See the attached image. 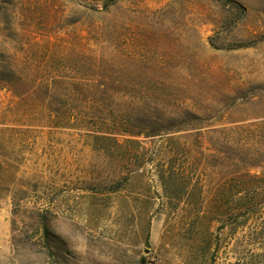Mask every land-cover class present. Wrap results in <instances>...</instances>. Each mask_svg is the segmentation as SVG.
<instances>
[{
	"label": "rangeland",
	"instance_id": "rangeland-1",
	"mask_svg": "<svg viewBox=\"0 0 264 264\" xmlns=\"http://www.w3.org/2000/svg\"><path fill=\"white\" fill-rule=\"evenodd\" d=\"M243 173L264 0H0V264H264V185L223 187Z\"/></svg>",
	"mask_w": 264,
	"mask_h": 264
},
{
	"label": "trees",
	"instance_id": "trees-1",
	"mask_svg": "<svg viewBox=\"0 0 264 264\" xmlns=\"http://www.w3.org/2000/svg\"><path fill=\"white\" fill-rule=\"evenodd\" d=\"M148 137L147 133L137 132L133 130H118V132H114L112 134L113 137H109L114 145L116 146L117 150L128 151L126 150V145L131 144H140L137 138L143 136ZM118 137H123L122 142H119ZM168 142L172 145V152H168L166 154L165 162L168 163V166L165 168H161L158 171L157 177L161 185L162 189V197L168 199H174L172 196H169L176 188L178 189V185H183L182 183L186 180V172L177 170L173 167L171 162L175 161L174 154L175 149L185 150V144L181 142L179 138L169 137L167 139ZM172 153V154H171ZM190 156L187 154L184 157V161L187 162ZM170 164V165H169ZM234 189H241L243 187H250V186H261L264 185V176L263 175H252L250 173H243L240 176L230 178L227 183L223 186H227ZM194 190H197L199 193V197H201V189L199 183L193 186ZM195 190V191H196ZM193 192V191H192ZM193 195L191 192L185 194L187 198ZM177 199V198H175Z\"/></svg>",
	"mask_w": 264,
	"mask_h": 264
}]
</instances>
